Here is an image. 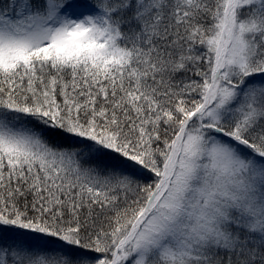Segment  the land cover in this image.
Returning <instances> with one entry per match:
<instances>
[{"label":"snow or ice","instance_id":"snow-or-ice-1","mask_svg":"<svg viewBox=\"0 0 264 264\" xmlns=\"http://www.w3.org/2000/svg\"><path fill=\"white\" fill-rule=\"evenodd\" d=\"M0 264H264V0H0Z\"/></svg>","mask_w":264,"mask_h":264}]
</instances>
